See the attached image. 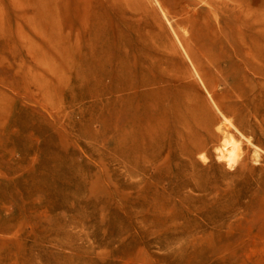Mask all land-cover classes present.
Here are the masks:
<instances>
[{"label":"rangeland","instance_id":"rangeland-1","mask_svg":"<svg viewBox=\"0 0 264 264\" xmlns=\"http://www.w3.org/2000/svg\"><path fill=\"white\" fill-rule=\"evenodd\" d=\"M0 264H264V0H0Z\"/></svg>","mask_w":264,"mask_h":264},{"label":"bare ground","instance_id":"bare-ground-1","mask_svg":"<svg viewBox=\"0 0 264 264\" xmlns=\"http://www.w3.org/2000/svg\"><path fill=\"white\" fill-rule=\"evenodd\" d=\"M218 0H211L212 3L216 2ZM257 27L260 26V20L258 17L255 18V24ZM152 84V89H147L144 91L140 92V95L138 96L137 94H131L132 96H129L128 98H125L123 101V105L132 108L133 106H135L136 102L141 101L142 106L144 105V109L146 108L147 105H149L152 100L154 99H159L164 97V89L161 86H158L157 81H155V83L151 82ZM125 110H129V108H125ZM197 118V116H196ZM135 121V115H133V119ZM190 131H193L192 127L190 129ZM131 135V134H130ZM121 137L124 140V135L121 134ZM232 148H230L228 143H225L221 150H220V158L222 160H225L227 162V164H231L234 159L239 156V145L237 144H232L231 145Z\"/></svg>","mask_w":264,"mask_h":264}]
</instances>
